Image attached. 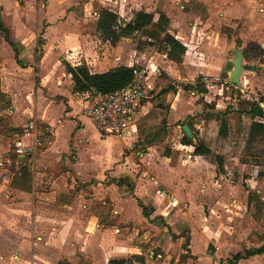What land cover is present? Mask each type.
Masks as SVG:
<instances>
[{
	"label": "rangeland",
	"instance_id": "374dc122",
	"mask_svg": "<svg viewBox=\"0 0 264 264\" xmlns=\"http://www.w3.org/2000/svg\"><path fill=\"white\" fill-rule=\"evenodd\" d=\"M8 1L11 5L10 7L4 9L3 6L6 5V0H0V14L2 17L3 15L8 14L14 15L18 12L21 14L34 13L37 15L38 13H42V11H44V7L49 4L47 0ZM86 1H89L88 6L83 5L84 0H59L58 3H61L60 9H62L60 11L61 14L67 13L73 8H76L78 12L74 13V15H78L80 13L83 16L80 18V23L78 24H75L76 22L74 21L69 22L71 31L81 30L82 32L91 33L95 23V16L91 15V9L93 11H97L100 7L106 6L117 10L119 5L118 0ZM127 1L128 4H126L125 8L123 7L122 9L125 11V18H122L117 14L118 22L120 24L127 22L126 18L130 16L131 12L133 16V13L140 9L152 12L154 14V19L157 18L158 13H165L166 9H171L176 14L175 21L180 23L181 30L185 32L186 35L192 31L189 29L188 21H193L197 27H202L203 24L200 23L199 19L200 17H204L206 13L209 14V11L212 13L215 12L217 16L226 17V19L222 21L220 28L219 22L217 19H215V17V20L211 19L204 22L207 28L216 29V31L221 33L223 37H227V33H225V27H229L227 24L234 25V28H231L232 30L229 31V34L232 35L227 37L229 42L228 45L230 46H227V49L221 51V59L225 63L224 71H210L204 72L203 74L211 73L212 75H220L221 77L227 78L226 71L231 67L230 59L233 57L235 48H240L242 50L244 63H253L252 65L257 67L259 62L261 63L262 57L260 54H255L253 56V48L250 47L248 41L254 40L256 43L255 47L258 46L259 48L260 43L264 42V0ZM214 1L218 6H213ZM204 2L208 4L207 7L210 8L209 11L207 10L205 12V6H201L204 5ZM183 3V8L185 10L188 11L189 8H191L194 11L190 14L182 15V9L180 5ZM132 5L134 6L131 9V12H129V9ZM61 14L59 17H61ZM75 18H77V16ZM172 25L173 22L169 19L168 29L170 28L171 32L175 33V29L172 28ZM39 26L41 29L42 22ZM233 29H236V31ZM240 32L241 34H239ZM40 33L41 31H39V34ZM183 38L182 40H185V38ZM11 40L13 41V39ZM237 40L239 41L238 44ZM37 43L32 48L31 59H33L34 63L39 61V58L43 53L42 44L44 41L43 39L41 40L40 36H37ZM14 44L18 49V57L22 59V65L24 66V63L28 61V55L26 51H30V49L24 45H21L17 39L14 41ZM107 48L111 52H113V48H117L118 51L122 52L121 59L116 60L115 62L117 64L126 61L127 57L133 58V55L144 59L146 52H150L148 56L153 55L155 51L159 52L160 54L165 53L158 48V45H150L146 40H144V38L136 37H121L115 45H111L109 43ZM196 49L199 50V47ZM140 52H143V56L140 55ZM13 61H15V51L9 45V43L3 39V35L0 33V73L5 72L7 74V76H4L1 73L0 80L2 78V82L4 83L6 79L12 74L10 65L13 63ZM140 64L141 63L139 62H134V65L139 67ZM261 67L262 66L260 64L259 68ZM157 68L160 70V73L157 74V79L163 75H166V73L161 70L159 66H157ZM260 70L261 71L259 72V75H261L262 78L254 77L249 80V77L247 78V76L254 75L256 70L245 69L241 75L242 78L244 76L243 83L238 88L236 86V88L233 89L230 86L229 90L222 87L211 88V91L209 92L212 95L214 92L218 93L217 98H221V101L214 100L208 103L203 100L204 98H200L198 100L197 103L199 111H197V113L191 118L193 120V129L196 139L205 141L209 145L211 152L202 157H197L196 160H194V163H191L189 157L186 155L189 150L185 147H182L181 149L177 150V152H173V155H170V161L155 160L152 161L151 164H147L143 158H140L141 156L138 155V152L143 151L145 153L151 152L152 150L149 151L146 146H143L139 140L140 138L137 139V137L133 136L129 142L127 140V144L124 143L123 140L121 142V139L116 138L115 136H107L105 140L103 139L104 143L102 145H104L105 148L106 144L109 145L110 150L113 149L114 152L107 155V157H102L100 156V151L96 149L95 142L98 138L96 139L95 133L97 132L95 131L91 137L88 136L82 138L77 142L80 150L79 161L78 163L71 165L75 176H73L70 171L66 170L64 174L56 179L54 185L57 183L60 189H65L66 194H76L74 191H77L82 192V194L86 197H90L92 193L97 191H104L105 194L106 192L109 194V191H111L110 189L119 191L122 196H126L125 192L128 193V191H131L125 185L117 184V182L120 180H125L133 183V176H140L143 177V179L148 178L151 182L153 179H157L159 183H162L161 185H165L159 177V172H161V174H164L165 177H168L170 180L175 179L176 183L180 182L179 190L180 192L182 191L184 193L179 195L177 193H173L168 186L163 187L165 192L163 189L159 190L158 187L152 182V187L157 189H153V193L157 191L158 194L167 196L166 190H169L171 194L176 195L180 202L185 204V206L180 208V211L178 210L175 215L174 212L171 211V208L167 209L166 211L168 212L165 213L160 214L161 211L158 212L159 214L156 212V215L154 214L155 212L152 213L155 215L153 218L154 220L158 219L159 216H161V218L157 220L159 223L156 228H154L156 225L154 224L149 226L151 228L144 229V231L148 232L146 235L150 236L152 244L147 239H144L143 243L146 245L145 251L147 256L154 259V264L160 260L158 253L169 254V260H167L168 264L171 260L174 261V264H177V260L181 257V255L187 254L189 247L188 245L191 243L193 246H195V244L199 246H201V244L208 245L207 248L205 247L204 251H206V253L213 254L212 256L214 257H217V255L221 256L219 264H225L224 259L231 257L238 251L243 252L247 248L258 246L260 244V237L264 236V207L261 211H256L257 206L259 205L257 199L259 198L260 200L264 201V133H262L260 136H257L253 141L247 142L245 137L249 127L250 118L245 115L238 116V114L234 111H228L225 115V118L227 119V133L226 135H222L219 133V129L221 128L220 120L207 118L205 115L209 112L215 113L216 111L226 110L228 104H235V98L238 93L242 97L264 99V68ZM195 73L196 71H193V74H191L189 77H196L197 75L193 76ZM16 82L21 84V88H23V90L27 89L26 79L22 81L15 80L14 83ZM37 82V80L35 82L33 80V84L35 85L34 88L36 90ZM6 84L10 85V82L7 83L6 81ZM182 85L184 84L182 83ZM223 89L227 92L226 98H224L223 95L221 96ZM155 91L156 90H149L144 101L153 100L154 103ZM166 99L167 95L164 94L160 99L162 107H160L159 110L154 109L155 112L159 111L160 115L163 113V110L168 109ZM261 104L264 107V103L262 102ZM5 105H7V102L3 99H0V128L2 126L8 127V124L12 122L11 115L5 113L4 111ZM150 109H152L151 106ZM85 111V106H83L81 110L82 116L84 120L89 122L88 118L85 116ZM160 115H156L155 120L150 118L144 121L141 118L139 121H137L136 136L140 133L142 127L149 128L151 125L155 124L158 121V116ZM29 117L36 116L32 115ZM194 124L200 125L201 128H197L194 126ZM84 125L81 124L79 126L83 127ZM87 126L92 128L91 124H88ZM203 126L204 129H202ZM177 134L179 135V132ZM172 135L173 132L171 131L165 142L154 145L156 148V151L154 152L156 156L157 154L160 156H165L163 155L164 147L174 146V141L172 142L171 140ZM96 143H98V141ZM91 149L95 151L94 154L91 152L87 153L89 150L91 151ZM121 149H123V151L120 154L118 151H121ZM102 150H104V148H102ZM130 153V160L125 163L126 160L124 157ZM218 157L222 158V167L217 165ZM186 160L187 163H184ZM129 163H132L131 166H129ZM163 165L166 167H168V165L170 166L167 172H163ZM55 167V165L51 164L48 166L40 165L37 166V168L35 166H30V169L27 170L24 169V166H17V168L15 167L10 171L0 168V264H55L45 261L43 262L39 258V256L45 254L49 255V257L52 255L46 252L45 249H42L40 243H44L45 240L44 238L43 240H39L37 237L40 235V232H43V230L40 229L39 233H34L32 228L34 226V224H32L33 214L32 212L28 211V208H32L31 205L33 203H43L47 202V200L41 198L39 199L35 196H31L30 194H21L19 193L20 191H18L19 189L11 186L10 183L14 175H19V173H21V175H24L26 178L30 179V188L27 192H32L34 195V192L49 191V185L53 184H47L48 179H53L55 176H59L56 173L57 170H59V167L54 169ZM145 167L149 168V171L145 170V173H143ZM155 169L157 170V173L153 171ZM38 170L41 173L36 174L35 171ZM59 173L60 171L58 174ZM197 176H200V178H196ZM82 179L87 181L86 185H82L83 187L81 186V183H79V181ZM187 180L193 184V190L191 191L190 195L185 192V189H187ZM51 187L53 188L56 186ZM133 190L134 184L132 191ZM249 192H252L254 196L248 204L247 196ZM140 199L143 203L147 202L146 198L144 197ZM164 204L159 205L163 207ZM164 215L170 218L172 217L170 221L174 222L170 225L168 224L169 229L166 226L167 224L163 218ZM41 219H38L37 221H43V217ZM175 223L178 224V228L183 229L182 233H180L181 231L177 234L173 232V230L178 232L177 228L173 225ZM186 224H188V227L190 225L191 229L193 230L192 237L184 231L186 229ZM141 227H139V230ZM170 228L173 230L171 231ZM139 233L141 234V230ZM169 234H171L170 236L173 239L166 243L167 241H165V239L168 237L170 238ZM48 235H50V233H48ZM179 236H181V238H179ZM262 255L263 256L252 257L243 261L240 260L237 262V264H264V254ZM202 261L203 259H196L191 262L189 258L186 259V262H189V264H211L210 262L202 263ZM58 263L64 264L66 262L61 256L57 258V264Z\"/></svg>",
	"mask_w": 264,
	"mask_h": 264
},
{
	"label": "crops",
	"instance_id": "0c3cea01",
	"mask_svg": "<svg viewBox=\"0 0 264 264\" xmlns=\"http://www.w3.org/2000/svg\"><path fill=\"white\" fill-rule=\"evenodd\" d=\"M47 2H49V4L44 7V11L40 14L38 13L37 15L34 13L21 14L18 12L14 15L8 14L3 15L2 17L0 14L4 25L9 30L10 39H13V41L17 39L21 45L30 49V51H26L28 61L24 63V66L18 64L16 60L10 65L12 74L6 79L7 83L10 82V85H7L6 81L5 83L2 82V78L0 80V93L4 95L3 100L7 102V105L4 107V111L5 113L10 114L12 118V122L9 123L8 126H21L24 121L32 115H35L41 123H49L53 126V136L46 145L45 149L38 152L32 160L26 159L24 163L17 165L20 167L24 166V169L27 170L30 169V166H35L37 168V166L40 165L48 166L50 164L56 166L54 169L59 167V170L56 172L59 176H55V178H53L54 180L52 178L48 179L47 184H53L49 185V191L34 192L33 195L32 192L17 189L21 194H30L31 196H35L39 199L41 198L47 200V202L43 203L35 202L31 205L32 208H28V211L33 214V220L32 218L31 220L32 224H34L32 227L34 233H39L40 229L43 230V232H40V235L37 237L39 240H43V238L45 240L44 243H40L42 249H45L46 252L52 255L49 257V255L45 254L39 256V258L43 262L45 261L55 264H57V258L61 256L65 259L66 263L64 264H107L108 260L111 258L138 255V258H134L133 264L134 262L135 264H154V259L149 258L145 251L146 245L143 243L144 239L149 240L151 244L152 241L150 240V236L146 235L148 232L144 231V229L151 228L149 226L154 224H156L154 228L157 227L159 223L157 220L161 218V216L154 220L153 218L156 215V212L157 214H159V211H161L160 214L165 213L168 212L166 211L167 209L171 208V211H173L175 215L178 210L180 211V208L185 206V204L177 199L176 195L171 194L169 190H166L167 196L158 194L157 191L153 193V189L157 190L152 187L153 180L151 182L148 178L143 179V177L140 176H133L134 182L132 185L134 184V190L131 193L129 191L128 193L125 192L126 196H122L119 191H115L114 189H110L111 191H109V194L108 192L105 194L104 191H97L92 193L90 197H86L82 194V192L77 191H74L76 194L70 193L73 194L70 195L65 193V189H60L57 183L54 185L56 179L64 174L66 170L70 171L72 175L75 176L71 165L76 164L79 161L80 150L77 142L82 138L88 136L91 137V135H93L96 131L97 133H95V136L96 139L98 138L96 140L98 143L95 142V145L96 149L100 151V156L107 157V155L114 152L113 149L110 150L109 145L106 144V148L102 145L104 143L103 139L105 140L107 136H102L98 132L86 114L85 116L88 118L89 122L84 120L81 110L83 106H85L86 109V107L92 102L93 93L83 92L78 94L72 92L71 75L66 72L64 62L66 61L72 65L85 62L91 72L98 73L105 72L109 68L121 64L127 66L134 65V62L141 63L140 66L147 65L151 70L159 66L161 70L166 73V75L157 79V74L160 73V70L157 68L156 73H151L149 77L151 86L150 90H156L154 92L155 102L153 103V100H143L144 102H142L141 107L131 118V124L128 132L125 136L119 139H121V142L123 140V142L126 143L127 140L129 142L133 136L137 137V139L140 138L139 140L142 142V136H144L145 132H147L151 126L152 127L150 129L159 124V122L164 118L166 122L167 135L162 142L157 143L159 144L165 142L166 138L172 131L173 135L171 140L172 142L174 141V146L168 147L172 152L170 155H173V152H177V150L185 147L189 150L186 154L187 157H189L191 163H194V160H196L197 157H202L204 155L194 154L192 152L193 146L185 144L181 141V137L183 135L182 125L187 123L191 125L192 129L190 130L193 134V139L191 140L195 143L196 136L193 129V120L191 118L197 113V111H199L197 103L198 100L200 98H204L203 100L205 102L210 103L211 101H221L222 99L217 98L218 93L216 92L212 95L209 92L211 91V88L209 90L207 89L206 92H197L196 90L185 89L184 86L193 85L196 79L204 72L224 71L225 63L221 59V51H224L227 49V46H230L228 45V39L226 36L223 37V35L217 32L216 29L207 28L204 22L211 19H217L220 28L222 21L225 20L226 17L217 16L215 12L212 13L209 11L210 8L207 7L208 4L204 2V5L201 6H205V12L208 10L210 13H206L204 17H200L199 20L203 26L197 27L193 21H188L189 29L192 31L186 35L185 32L181 30L180 23L175 21V12L171 9H166L164 14L170 19V21L173 22L172 28L175 29V33L171 32L170 28L168 29L169 32L180 40L186 48L181 61L175 62L169 59L167 55H163L166 54V52L160 54L155 51L151 56H148L150 52H146L144 59L133 55V58L127 57L126 61L117 64L115 62L116 60L121 59L122 52L118 51L117 48H113V52H111L107 48V45L110 42L101 39L98 32L91 30V33H93L91 34L90 32H82L81 30H70L69 22L74 21L76 22L75 24H78L80 23V18L83 17L80 13L78 15H74V13L78 12L76 8H73L67 13L61 14L60 11L62 9H60L61 3H58L59 0H47ZM126 4H128L127 0H120L118 5L121 7L119 13H121L122 18H125V11L122 9L123 7L125 8ZM10 5V2L6 0V5H4L3 8L6 9L10 7ZM83 5L88 6L89 1L87 2L84 0ZM216 5V2L214 1L213 6ZM133 6L134 5L130 7L129 12H131ZM180 7L182 9V15L190 14L194 11L191 8H189L188 11L185 10L183 8L184 3L181 4ZM108 8L113 9L111 7ZM116 11H118V9ZM90 12L91 15L95 16L96 21L97 12L92 9ZM60 14L61 17H59ZM76 16L77 18H75ZM131 18L132 12L130 13V16L126 18V21ZM41 22L42 28L40 29L39 25ZM227 25L234 28V25ZM39 31H41L40 34ZM239 34H241V32ZM37 36H40L41 40L43 39L44 41L42 44L43 53L40 56L39 61L34 63L33 59H31L32 48L37 43ZM183 37L185 40H182ZM248 42L250 47L253 48V56L255 54H260L262 60L261 63L259 62L258 67L254 65L256 75H250L247 76V78L249 77V80L254 77L262 78V76L259 75V72L261 71L260 69L264 68V42L260 43V48L258 46L255 47L256 43L254 40H250ZM197 47H199V50L196 49ZM140 55L143 56V52H140ZM260 64L262 66L261 68H259ZM193 71H196L193 76L197 75L198 77H189L193 74ZM1 73L4 76H7L5 72ZM24 79H26L27 82V89L30 86L28 90H23L20 83H14L15 80L22 81ZM243 79L244 76L243 78L240 76L241 84L243 83ZM33 80L34 82L36 80L38 81L37 90L34 88L35 85L33 84ZM182 83L184 85H182ZM163 90L165 91L161 93ZM164 94L167 95L166 102L168 109L163 110V113L160 115V112H155L154 109L159 110L160 107H162L160 99ZM222 95L224 98L227 97V92L224 89L222 90L221 96ZM150 106L152 109H150ZM156 115H160L158 116V121L149 128L142 127L140 133L136 136L137 121L141 118L144 121L150 118L155 120ZM205 116L207 117V113ZM263 119L264 118H262V121H264ZM87 123L89 125L91 124L92 128L87 126ZM81 124L85 125L80 127L79 125ZM194 126L201 128L200 125L194 124ZM202 129H204V126ZM178 132L179 135L177 134ZM157 143L143 144V146H146L149 151L152 150L153 152H138V155L141 156L140 158H143L147 164H151L152 161L155 160L170 161L171 159L170 155H155L154 152L156 151V148L154 145ZM102 148H104V150H102ZM122 151L123 149L118 151V153L120 152L121 154ZM89 152L94 154L95 151L91 149V151L89 150L87 153ZM130 157L131 153L124 157L126 160L125 163L130 160ZM184 163H187V160L184 161ZM131 164L132 163H129V166H131ZM162 167L163 172H167L170 166L168 165V167H166L163 165ZM145 170L149 171V168L145 167L143 173H145ZM59 171L61 174H58ZM153 171L157 173L156 169ZM35 172L36 174L41 173L39 170ZM159 173L160 179L163 184H165L161 185L162 187L168 186L173 193H177L178 195L184 193L179 190L180 182L176 183L175 179L170 180L168 177H165L164 174H161V172ZM19 175L30 182V179L21 175V173H19ZM196 178L199 179L200 176H197ZM79 183H81L82 186L84 184L86 185L87 181L82 179ZM51 186H56L57 188H52ZM186 187L187 189H185V192L190 195L193 190L192 182L187 180ZM163 191L165 192L164 189ZM169 195H172L175 198V202L170 200ZM134 196L139 198L144 197L146 198V201L149 202L144 203L146 205L151 204L153 211L150 212L149 217H145L142 214L141 208L138 206ZM159 204L164 205L161 207ZM153 212H155V215L152 214ZM42 217L43 221H37ZM163 218L167 225L174 223L170 221L172 217L170 218L164 215ZM173 225L177 228L178 232L170 228L171 231L173 230L176 234L180 231V233H182L183 229L178 228V224L175 223ZM139 227H141V234L139 233ZM185 228V233L187 232L188 235L192 237L193 230L191 229V226L189 225L188 227V224H186ZM48 233H50V235H48ZM170 235L171 234H169V236ZM181 236H179V238H181ZM171 239H173L171 236L170 238L168 237L165 239V241H167L166 243H168ZM188 246L191 255H196V259H203L202 263L210 262L211 264H219L221 256L217 255V257H214L212 256L213 254L206 253V251H204L205 247L207 248L208 245L201 244V246H199L195 244V246H193L191 243ZM158 256L160 257V260L155 262L156 264H168L167 260H169V254L158 253ZM257 256L263 255H254L246 259ZM246 259H241V261Z\"/></svg>",
	"mask_w": 264,
	"mask_h": 264
},
{
	"label": "trees",
	"instance_id": "16d2710c",
	"mask_svg": "<svg viewBox=\"0 0 264 264\" xmlns=\"http://www.w3.org/2000/svg\"><path fill=\"white\" fill-rule=\"evenodd\" d=\"M97 19L94 23L93 31L98 32L101 39L110 42L112 45H115L121 37L125 38H144L150 45H158V48L164 52L169 59L180 62L182 55L185 52V45L178 40L171 32L168 30L169 18L164 13H159L157 19H154V14L146 10H137L133 13V16L127 22L120 24L118 22V15L115 11L110 8L100 7L97 11ZM0 30L3 33L4 39L9 43V45L15 51V60L18 64L22 65V60L18 57V49L14 44V41L10 39L9 30L4 25L0 17ZM231 27H225V33L227 37H230L232 34H229ZM236 31V29H233ZM239 41L237 40V44ZM245 57V55H244ZM249 57V56H248ZM65 70L71 75L72 79V92L81 94L83 92L97 91L100 93H106L114 91L125 86L130 82L132 78V67L133 65H117L109 68L105 72H91L87 67L85 62H81L77 65H72L68 62H64ZM232 88H236L231 85ZM185 89L196 90L197 92H206L207 88L204 84L198 81V78L193 85H185ZM165 90L161 91L164 92ZM1 98L3 99L4 95L0 93ZM264 103V99H251L247 97H242L239 93L235 98V104H228L226 110L216 111L215 113H207L208 118H216L221 122V128L219 133L226 135L227 133V119L225 115L228 111H234L238 116L245 115L250 118V123L248 130L246 132L247 142L253 141L257 136H260L264 133V107L261 103ZM212 106V105H211ZM5 107V106H4ZM188 124V123H187ZM190 129L191 125L188 124ZM16 127H6L2 126L0 129L4 132H9L15 129ZM167 135L166 122L163 118L159 124L155 125L152 129H149L145 132L142 144H153L157 142H162ZM181 141L185 144H190L193 146L192 152L194 154L207 155L211 152L208 144L203 140L193 141L185 134L181 137ZM171 150L168 147H164L163 155L169 156ZM217 165L220 167L223 166L222 158L218 157ZM11 186L28 191L30 188V182L22 178L20 175H14L11 179ZM117 184L125 185L131 192L133 185L132 183L120 180ZM130 192V193H131ZM254 194L252 192L248 193L247 202L252 200ZM135 197V196H134ZM138 206L141 208L142 214L145 217H149L150 212L153 211L151 205H146L138 197H135ZM256 198V197H255ZM258 198V197H257ZM259 205L257 206L256 211H261L264 207V201L257 199ZM169 229V226L166 225ZM182 235V234H181ZM259 245L245 249L243 252H236L231 257L225 258V264H237L241 259H246L254 255L264 254V236L260 237ZM134 258H138V255H131L130 257H120V258H111L108 260L107 264H133ZM189 258L191 262L196 260V255H191L188 248L186 255H181L177 260V264H189L186 262V259ZM223 260V259H222ZM221 260V262H222ZM174 261L171 260L169 264H174Z\"/></svg>",
	"mask_w": 264,
	"mask_h": 264
},
{
	"label": "built area",
	"instance_id": "2783aa9c",
	"mask_svg": "<svg viewBox=\"0 0 264 264\" xmlns=\"http://www.w3.org/2000/svg\"><path fill=\"white\" fill-rule=\"evenodd\" d=\"M117 9L112 10L121 17V7ZM156 71V67L151 70L147 65H133L132 78L125 86L106 93L93 91L92 102L86 107L85 113L102 136H125L133 114L141 107L150 90V74ZM198 81L208 90L213 87L229 90L232 85L227 78L212 74H202ZM52 136L53 126L41 123L36 117H29L12 131L0 129V168L10 171L26 159L32 160L45 149ZM153 183L159 190L163 189L157 179H153ZM169 198L175 202L172 195Z\"/></svg>",
	"mask_w": 264,
	"mask_h": 264
},
{
	"label": "water",
	"instance_id": "95a60500",
	"mask_svg": "<svg viewBox=\"0 0 264 264\" xmlns=\"http://www.w3.org/2000/svg\"><path fill=\"white\" fill-rule=\"evenodd\" d=\"M230 63L231 67L226 71V76L233 86L240 87V76L243 71L245 69H255V67L252 64L243 62L242 50L240 48H235L233 57L230 59ZM182 129L190 139H193V134L187 124H183Z\"/></svg>",
	"mask_w": 264,
	"mask_h": 264
},
{
	"label": "bare ground",
	"instance_id": "6f19581e",
	"mask_svg": "<svg viewBox=\"0 0 264 264\" xmlns=\"http://www.w3.org/2000/svg\"><path fill=\"white\" fill-rule=\"evenodd\" d=\"M242 82H243V80H242Z\"/></svg>",
	"mask_w": 264,
	"mask_h": 264
}]
</instances>
